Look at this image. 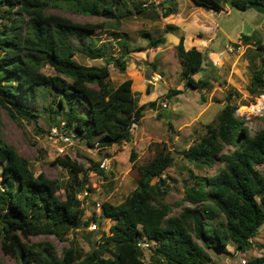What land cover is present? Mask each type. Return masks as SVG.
Returning a JSON list of instances; mask_svg holds the SVG:
<instances>
[{
    "label": "trees",
    "instance_id": "obj_1",
    "mask_svg": "<svg viewBox=\"0 0 264 264\" xmlns=\"http://www.w3.org/2000/svg\"><path fill=\"white\" fill-rule=\"evenodd\" d=\"M193 1L218 12L223 9L220 0ZM227 1L240 10L264 7V0ZM163 5L164 17L178 12V0H163ZM63 6L106 20L78 22L61 13L47 12ZM134 8L139 14L156 9L141 2ZM132 13L125 0H0V18L4 20L0 28V239L3 251L17 258L19 264H156L144 258L138 245L144 235L156 243L151 257L161 256L169 264H208L209 248L226 251L232 242L245 250L264 224V129L253 131L245 126V116L230 103L232 92L216 120L179 151L198 168L219 164L217 171L197 174L190 170L184 180V198L172 203L165 201L169 188L161 181L152 182L174 163L167 148L139 166L132 149L130 160L138 166L140 175L136 188L118 204L103 202L99 217L94 213L84 220L86 210L78 195L88 182V168L68 155L58 156L52 163L67 169L71 176V181L63 185L45 172L36 174L30 160L4 138L2 109L14 119L35 121L40 115L35 103L43 94L52 97L48 109L60 118L57 126L74 132L88 145L108 148L129 142L145 110L157 104V100L139 103L132 78L117 86L110 79V64L121 70L127 67L129 38L125 34L119 37V56L109 52L107 44H75L74 39L91 37L111 23L120 27L121 19ZM179 30L174 24L165 28V32ZM144 35L151 37L150 32ZM165 41V36L151 38L150 45L158 47ZM184 42L182 34L176 55L183 65L185 87L209 89L210 79L196 75L205 70L206 63L214 66L213 62L197 47L187 49ZM257 46L264 50L261 41ZM77 54L105 58L106 63L86 65L77 60ZM46 65L55 73L43 71ZM251 90L264 95V67L253 74ZM181 91L169 88L166 97ZM96 165L94 169L104 175V169ZM178 207L181 210L172 213ZM103 218L112 219L113 224L85 255L73 242L61 256L54 244L46 243L47 258L41 261L42 251L28 241L30 236L40 234L64 240L70 231L87 229L92 220L101 222ZM263 262L264 255L250 264Z\"/></svg>",
    "mask_w": 264,
    "mask_h": 264
},
{
    "label": "rangeland",
    "instance_id": "obj_2",
    "mask_svg": "<svg viewBox=\"0 0 264 264\" xmlns=\"http://www.w3.org/2000/svg\"><path fill=\"white\" fill-rule=\"evenodd\" d=\"M220 1L223 10L218 12L198 5L193 0H178V12L164 17L163 0H125L133 13L121 19L120 27L111 23L107 29L99 30L91 37L74 39L75 44H87L89 41L96 46L107 44L109 52L119 56L121 52L119 37L125 34L129 38L131 50L127 55V67L121 70L110 64V79L117 86L125 79L132 78L133 90L137 91L140 104L157 100L153 108L145 110L144 117L133 128L132 139L129 142L99 148L90 146L77 137L66 142L60 137L53 136L52 129L61 126L56 124L60 118L48 109L52 100L50 95H39L35 107L39 109L40 115L32 122L14 119L2 109L1 128L4 138L30 160L36 174L45 172L49 177L60 179L63 185L69 183L71 176L68 170L52 163L58 156L64 155L78 160L88 168L91 194L86 198V203L82 201L86 210L84 219L90 218L94 213L97 217L100 216L102 210L100 212L96 210L97 201L102 203L109 201L114 204L122 202L138 185L140 178L138 166L152 159L162 148L172 152L174 163L161 178H154L152 182L161 181L163 186L169 188L165 197L166 202L172 203L184 198V180L188 178L190 170L197 174H214L219 164L214 168H198L185 160L179 151L193 143L206 131L207 124L216 120L222 108L228 103L227 96L230 92H232L230 103L238 106L237 112L240 116H245V126L253 131L264 129V95L251 90L253 74L264 67V50L257 46L258 41L264 45V7L240 10L232 7L227 0ZM139 2L148 5V8L155 5L156 9L154 11L147 9L149 14L136 13L134 7ZM121 9L123 12L126 11L123 6ZM47 12L61 13L78 22L106 20L104 17L75 12L65 6L49 8ZM3 21L0 18V28L3 27ZM173 21L194 33L206 30L204 38L208 39V42L217 36L212 44L214 52L219 54L216 66H209V63H206L205 70L196 75L210 79L209 89L185 87L183 65L176 55V46L179 43L177 45L165 43L158 47L150 45L151 38L169 36L165 28ZM144 32H150L151 37L144 35ZM190 46L186 45L189 48ZM76 58L86 65L100 66L106 63L105 58L90 59L83 54H77ZM43 71L48 74L55 73L50 65H46ZM169 88L182 91L172 98H167ZM165 102L167 106H164ZM256 104L259 106L263 104L260 111L255 110ZM132 149L137 153V167L133 166L130 160ZM105 159L109 161V166L104 169L103 175L98 173L94 166L95 164L100 166ZM261 170L264 173V167ZM1 174L0 165V181ZM61 192L62 196H65L64 190ZM180 210V207L175 208L172 213H178ZM99 220L101 222L97 221V229L91 231L90 235L89 229H81L70 231L64 240L55 235L40 234L30 236L28 241L42 251L39 257L41 261L47 258L44 250L46 243L54 244L57 255L61 256L63 250L73 242L81 250L82 255H85L100 239L102 232H108L113 224L112 219ZM155 244L153 241L150 249L143 250L146 260L151 259ZM0 262L19 264L17 258L3 251L1 239Z\"/></svg>",
    "mask_w": 264,
    "mask_h": 264
},
{
    "label": "crops",
    "instance_id": "obj_3",
    "mask_svg": "<svg viewBox=\"0 0 264 264\" xmlns=\"http://www.w3.org/2000/svg\"><path fill=\"white\" fill-rule=\"evenodd\" d=\"M172 24L178 26L180 30L178 33L167 32L170 37L165 36L166 44L171 43L173 45L174 44L177 45L180 41V36L183 34L185 36V42H184L185 47L187 44H190L191 45L190 48L197 47L198 49L202 50L203 52L206 53L207 57L213 62L214 66H216L217 64L216 59L218 60L219 54L214 52L212 48V44L217 36H215V38L213 37L212 40L208 42V39L204 38L206 30H201L204 31L202 33L199 32L194 33V31H191L189 28L188 30L185 26H183L180 23H176L173 21ZM186 48L190 49L189 47ZM210 65L211 64L209 63V66ZM250 241H251V245L245 250H242L232 242L227 246L226 251H219L215 248H209L208 252L211 256V261L208 264H241V261L243 259H246L247 264H250V262L253 261L254 259L263 256L264 255V224L260 228L258 234L252 237ZM149 260L154 261L156 264H169L161 256H154L151 257V259ZM260 264H264V262Z\"/></svg>",
    "mask_w": 264,
    "mask_h": 264
},
{
    "label": "built area",
    "instance_id": "obj_4",
    "mask_svg": "<svg viewBox=\"0 0 264 264\" xmlns=\"http://www.w3.org/2000/svg\"><path fill=\"white\" fill-rule=\"evenodd\" d=\"M232 49V48H231ZM164 106H167L166 102L164 103ZM52 135L55 136V137H60L62 138L63 140H65L66 142H70L73 140V138H76V135L74 132H69L67 130H65L63 128V126L61 127H54L52 129ZM109 166V161L107 159L103 160L101 163H100V167L102 169H105ZM96 174V173H94ZM91 194V185L89 182L86 183L85 185V189L84 191H82L81 193H79L78 197L81 201H85L86 198ZM87 201H85L86 203ZM85 203L83 204V206L85 205ZM103 209V203L100 202V201H97L96 202V210L98 212H100L101 210ZM88 218L84 219V220H87ZM98 227V223L96 220H92L88 226L86 227L87 229L89 230H95L97 229ZM76 230H81V228H77ZM152 243H153V240L149 239L147 236H141L139 238V241H138V245L140 246V248L142 250H145V249H150L151 246H152ZM241 264H247V260L246 259H243L241 261Z\"/></svg>",
    "mask_w": 264,
    "mask_h": 264
},
{
    "label": "bare ground",
    "instance_id": "obj_5",
    "mask_svg": "<svg viewBox=\"0 0 264 264\" xmlns=\"http://www.w3.org/2000/svg\"><path fill=\"white\" fill-rule=\"evenodd\" d=\"M258 104H259V103H258ZM258 104L254 105V108H255V110H257V111H260V110L262 109L263 104H262L261 106H259Z\"/></svg>",
    "mask_w": 264,
    "mask_h": 264
},
{
    "label": "water",
    "instance_id": "obj_6",
    "mask_svg": "<svg viewBox=\"0 0 264 264\" xmlns=\"http://www.w3.org/2000/svg\"><path fill=\"white\" fill-rule=\"evenodd\" d=\"M168 110H166V112H167ZM161 184H163L162 182H161Z\"/></svg>",
    "mask_w": 264,
    "mask_h": 264
}]
</instances>
